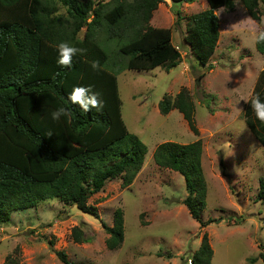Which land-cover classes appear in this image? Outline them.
<instances>
[{
	"label": "trees",
	"instance_id": "trees-1",
	"mask_svg": "<svg viewBox=\"0 0 264 264\" xmlns=\"http://www.w3.org/2000/svg\"><path fill=\"white\" fill-rule=\"evenodd\" d=\"M162 1L0 0V224L12 220L13 212L51 198L98 218L99 207L90 203V198L117 178L122 188L134 182L144 166L148 147L128 130L117 73L109 70V55L96 37L103 32L107 40H125L118 52L127 68L176 67L182 54L173 43L172 28L150 23ZM207 2L208 9L191 16L183 38L197 62L212 68L210 59L218 46L221 26L216 12L222 7L233 12L236 3ZM240 2L251 18L257 22L264 19V0ZM61 41L84 50L72 58L70 68L57 64L56 46ZM255 44L264 54V42ZM94 61L98 69L91 67ZM74 86H91L103 107L84 112L79 105H72L68 97ZM256 95L264 101V67L244 107L246 125L264 147V123L251 109V99ZM60 106L72 115L53 121L51 112ZM159 109L165 115L179 110L199 135L196 104L186 89L175 96L166 94ZM203 153L201 139L189 144L166 141L157 146L153 159L160 167L185 177L188 194L182 203L205 227L213 220L205 221L202 216L207 204ZM258 200L264 201V179L260 180ZM124 221L122 208H117L113 224L103 223L109 234L106 245L111 250L125 239ZM71 235L76 243L90 241L78 226ZM49 244L55 245L52 239ZM53 250L63 264H78L66 251ZM213 256L205 233L190 263L211 264ZM11 262L12 257L7 256L4 264H15Z\"/></svg>",
	"mask_w": 264,
	"mask_h": 264
},
{
	"label": "rangeland",
	"instance_id": "rangeland-1",
	"mask_svg": "<svg viewBox=\"0 0 264 264\" xmlns=\"http://www.w3.org/2000/svg\"><path fill=\"white\" fill-rule=\"evenodd\" d=\"M235 3L233 12L223 7L216 12L221 26L210 59L212 68L197 62L183 38L191 16L209 8L207 0H163L155 10L151 25L172 28L173 43L182 54L179 64L169 70L167 66L127 68L118 52L125 40H107L106 33L97 34L109 55V70L117 73L128 130L148 147L143 171L136 183L122 188L117 178L90 198L99 207L98 218L58 198L13 212L12 220L0 224V264L7 256L15 264H63L53 249L66 251L78 264H191L189 258L199 249L205 233L214 250L211 264H264V201L258 200L260 180L264 179V147L246 125L244 115L264 67V54L257 50L252 26L247 23L251 17L240 0ZM237 67L239 71H235ZM183 89L196 104L199 135L179 110L165 115L159 109L166 94L175 96ZM198 139L204 146L207 182L202 216L205 221L213 220L205 227L182 203L188 194L185 177L153 159L163 142L189 144ZM117 208L124 212L125 239L111 250L103 223L113 224ZM76 226L90 241L74 242L71 233Z\"/></svg>",
	"mask_w": 264,
	"mask_h": 264
},
{
	"label": "clouds",
	"instance_id": "clouds-1",
	"mask_svg": "<svg viewBox=\"0 0 264 264\" xmlns=\"http://www.w3.org/2000/svg\"><path fill=\"white\" fill-rule=\"evenodd\" d=\"M247 23L252 26L254 42H264V19H262L259 22V25H257L256 21L247 18ZM257 28L259 30H257ZM56 48L58 51L57 64L64 68H70L72 66V58L77 54H83L84 51L83 49L70 45L67 41H61ZM91 67L93 69H98L100 66L98 62L94 61L92 62ZM235 71H239V67H237ZM98 95V93L92 90L91 86H74L69 94L68 101H70L72 105H79V108L84 112H89L93 108L100 109L103 107V103L98 99ZM251 109L254 112L256 119L264 123V101H261L259 95H256L251 99ZM71 115L72 113L68 108L60 106L51 112V119L53 121H59L61 117L68 119Z\"/></svg>",
	"mask_w": 264,
	"mask_h": 264
},
{
	"label": "crops",
	"instance_id": "crops-1",
	"mask_svg": "<svg viewBox=\"0 0 264 264\" xmlns=\"http://www.w3.org/2000/svg\"><path fill=\"white\" fill-rule=\"evenodd\" d=\"M181 114H182V113H181ZM182 116H183V118H184V115H183V114H182ZM184 119H185V118H184ZM185 120H186V119H185ZM187 124H188V122H187ZM141 171H143V169H142ZM140 174H141V172H140L138 175L140 176ZM139 176H137V177H136V179H135L134 183H136V181H137V178H138ZM134 183H133V184H134ZM133 186H134V185H133Z\"/></svg>",
	"mask_w": 264,
	"mask_h": 264
},
{
	"label": "water",
	"instance_id": "water-1",
	"mask_svg": "<svg viewBox=\"0 0 264 264\" xmlns=\"http://www.w3.org/2000/svg\"><path fill=\"white\" fill-rule=\"evenodd\" d=\"M196 83H197V86L199 87L200 79H198V80L196 81Z\"/></svg>",
	"mask_w": 264,
	"mask_h": 264
}]
</instances>
